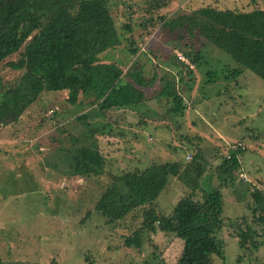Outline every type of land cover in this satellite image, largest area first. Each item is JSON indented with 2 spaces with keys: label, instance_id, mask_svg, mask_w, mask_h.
<instances>
[{
  "label": "rangeland",
  "instance_id": "obj_1",
  "mask_svg": "<svg viewBox=\"0 0 264 264\" xmlns=\"http://www.w3.org/2000/svg\"><path fill=\"white\" fill-rule=\"evenodd\" d=\"M148 1L106 0L121 33L119 47L123 50L119 51L127 61L126 68H151L148 74L153 82L145 88L147 94L161 85L160 78L166 74L162 69L165 54L177 49L185 56L188 51L179 40L163 43L159 21H148L151 14L168 18L206 4L243 10L256 4L264 10V0H167L159 10L147 13L144 8ZM123 25L130 31L126 32ZM129 37L138 50L132 58L126 55ZM191 47L199 54L193 68L175 62L170 71L174 80L180 72L182 81L175 89L182 101L190 102L189 107L183 103L181 117L165 115L168 104L163 99L156 103L148 99L130 112L115 109L110 114L109 110L104 116L93 106L85 110L93 128L106 127L105 134L96 135L106 161L97 177H82L72 171L70 154H75V145L68 142L67 133L73 132L74 126L64 123L63 132L50 129V123L40 124L32 132L20 130L25 124L39 123L49 110L57 111L48 99L27 111L25 117H32L15 129L19 137L9 138L8 132H0V264H176L181 240L173 234L146 233L139 248L123 246L124 237L140 225V208L111 222L93 210V205L117 167L143 168L151 162L173 161L184 164L195 153L206 161L205 173L210 174L207 182L216 187L213 170L235 146L242 151L234 185L220 189L223 223L216 237L222 243L223 258L214 257L212 264H264V235L251 233L240 247L236 234L245 226L257 232L260 229L247 204L249 191H264V82L209 41L199 39ZM235 69L240 71L236 75ZM0 79L8 86L17 75L0 68ZM110 117L116 118L113 122L123 136L110 137ZM138 120L145 124H138ZM240 172L246 180L238 178ZM182 190L176 178L168 176L154 200L155 207L167 213ZM251 241L262 243L254 248L248 245Z\"/></svg>",
  "mask_w": 264,
  "mask_h": 264
},
{
  "label": "trees",
  "instance_id": "obj_2",
  "mask_svg": "<svg viewBox=\"0 0 264 264\" xmlns=\"http://www.w3.org/2000/svg\"><path fill=\"white\" fill-rule=\"evenodd\" d=\"M166 4L167 0H150L144 11L151 13ZM157 20L163 32L162 42L181 41L188 49L184 54L192 64H196L199 54L191 46L201 39L223 50L264 82V10L256 4L249 10L206 4L168 18L151 14L148 19L152 23ZM123 27L130 31L128 25ZM127 41L130 44L126 55L132 58L138 50L130 37ZM120 43L121 33L106 0H0V68L17 75L8 86L0 79V132H8L9 138L19 137L15 129L24 119L32 117H25L27 111L42 99H48L57 111H51L37 124L23 125L20 130L27 133L38 130L40 124L50 123V129L63 132L64 123L74 126L73 132L67 133L68 142L75 145V154H70L72 171L82 177H97L106 161L99 152L96 135L105 134L106 127L93 128L85 110L93 106L104 116L109 110L110 114L115 109L120 113L130 112L145 105L148 99L154 103L163 99L168 104L164 114L181 117L185 105L175 86L182 77L178 72V80H174L170 73L174 63H180L176 57L165 54L161 68L166 74L160 78L161 85L147 94L145 88L153 82L148 74L151 68H126ZM239 72L233 70L235 75ZM115 120L110 117V129L107 125L110 137L123 136L117 131L120 128L114 124ZM137 123L145 124V121ZM241 151L239 146L229 149L228 155L215 166L216 187L207 182V163L199 159L198 153L184 164L173 161L151 162L143 168L117 167L118 171L110 175L109 184L98 195L93 210L108 221L118 222L140 208V225L124 237L123 246L139 248L143 235L159 231L181 240L176 264H212L214 257L223 258L222 243L216 237L223 223L220 189L234 185ZM168 176L176 178L183 192L171 210L163 213L155 207L154 200ZM248 195L251 200L247 208L260 229L258 232L247 226L239 229L236 234L240 247L251 233L255 237L264 235V191L254 188ZM261 243L251 241L248 245L255 248Z\"/></svg>",
  "mask_w": 264,
  "mask_h": 264
},
{
  "label": "built area",
  "instance_id": "obj_3",
  "mask_svg": "<svg viewBox=\"0 0 264 264\" xmlns=\"http://www.w3.org/2000/svg\"><path fill=\"white\" fill-rule=\"evenodd\" d=\"M172 54L176 57V59L182 63L183 65L187 66L189 69H192L193 68V65L192 63L187 59L186 56H184L181 52H179L177 49H173L172 50ZM183 103L186 104L187 107L190 106V102L189 101H185V99L183 100ZM51 111H53V109L49 110L48 111V115L51 113ZM186 160L189 159V156L187 155ZM238 178L242 179V180H246V178L244 177V174L243 173H238ZM264 263V261H263Z\"/></svg>",
  "mask_w": 264,
  "mask_h": 264
},
{
  "label": "crops",
  "instance_id": "obj_4",
  "mask_svg": "<svg viewBox=\"0 0 264 264\" xmlns=\"http://www.w3.org/2000/svg\"><path fill=\"white\" fill-rule=\"evenodd\" d=\"M119 139V138H118ZM147 141V140H146ZM148 142V141H147ZM120 143H121V141H120Z\"/></svg>",
  "mask_w": 264,
  "mask_h": 264
}]
</instances>
